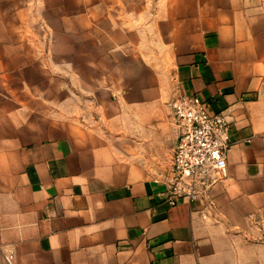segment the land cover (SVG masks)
Segmentation results:
<instances>
[{
	"label": "crops",
	"instance_id": "crops-1",
	"mask_svg": "<svg viewBox=\"0 0 264 264\" xmlns=\"http://www.w3.org/2000/svg\"><path fill=\"white\" fill-rule=\"evenodd\" d=\"M225 116L226 176L170 205L172 108ZM264 264V0H0V264Z\"/></svg>",
	"mask_w": 264,
	"mask_h": 264
},
{
	"label": "built area",
	"instance_id": "built-area-1",
	"mask_svg": "<svg viewBox=\"0 0 264 264\" xmlns=\"http://www.w3.org/2000/svg\"><path fill=\"white\" fill-rule=\"evenodd\" d=\"M171 104L179 139L165 197L176 206L181 200L195 202L204 197L226 176L230 136L225 116L212 112L199 96L180 94ZM14 258L8 252L6 264H13Z\"/></svg>",
	"mask_w": 264,
	"mask_h": 264
}]
</instances>
